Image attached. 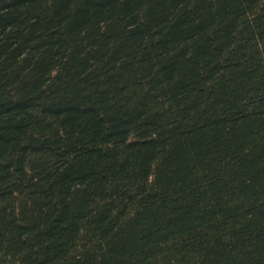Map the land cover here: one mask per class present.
I'll use <instances>...</instances> for the list:
<instances>
[{
	"label": "trees",
	"instance_id": "1",
	"mask_svg": "<svg viewBox=\"0 0 264 264\" xmlns=\"http://www.w3.org/2000/svg\"><path fill=\"white\" fill-rule=\"evenodd\" d=\"M0 264H264V0H0Z\"/></svg>",
	"mask_w": 264,
	"mask_h": 264
}]
</instances>
